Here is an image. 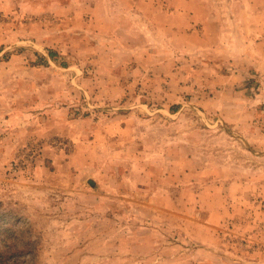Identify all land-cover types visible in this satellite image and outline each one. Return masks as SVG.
I'll list each match as a JSON object with an SVG mask.
<instances>
[{
  "label": "rangeland",
  "instance_id": "374dc122",
  "mask_svg": "<svg viewBox=\"0 0 264 264\" xmlns=\"http://www.w3.org/2000/svg\"><path fill=\"white\" fill-rule=\"evenodd\" d=\"M247 1L0 0V264H264Z\"/></svg>",
  "mask_w": 264,
  "mask_h": 264
},
{
  "label": "crops",
  "instance_id": "0c3cea01",
  "mask_svg": "<svg viewBox=\"0 0 264 264\" xmlns=\"http://www.w3.org/2000/svg\"><path fill=\"white\" fill-rule=\"evenodd\" d=\"M260 1L261 0H248L247 3H245V5L243 6L240 13L241 18L234 19L233 25H235L236 27H238L239 25L241 27V41L243 42V44H248L247 49L253 42L255 44L257 43L256 48L259 51L258 57L263 59L262 54L264 51H262L261 48V39H264V5L263 3H260ZM197 23L196 24L198 26H209L213 24L217 26L228 25L225 24V22L220 18L214 19V17L211 16L203 20H199V22Z\"/></svg>",
  "mask_w": 264,
  "mask_h": 264
}]
</instances>
